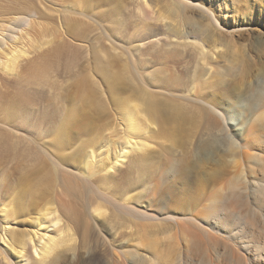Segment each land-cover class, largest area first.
I'll return each mask as SVG.
<instances>
[{
	"label": "bare ground",
	"instance_id": "1",
	"mask_svg": "<svg viewBox=\"0 0 264 264\" xmlns=\"http://www.w3.org/2000/svg\"><path fill=\"white\" fill-rule=\"evenodd\" d=\"M90 1L68 0L69 9L66 7L59 14L63 32L85 45L77 44L74 49L63 52L62 45L53 44L50 54L62 60L61 68L67 75L84 82L106 83L112 92L124 84V89L132 92L131 98L134 94L132 100L122 98L119 103L116 121L123 131L121 141H114L112 151L97 153L98 146L89 147L76 163V175L68 179L65 168L62 169L68 161L53 155L48 142L39 145L35 139L23 137L10 142L12 139L0 133V161L16 162L11 173L24 171L19 176L20 182L32 174L46 172L37 179L35 187L32 184L34 188H30L33 191L29 190L28 197L20 187L12 190L10 184L7 186L8 180H3V187L0 183V242L3 245L0 264H104L106 261L100 257L106 252L103 248L111 246V249L118 241L120 230L129 228L128 218L155 220V210L165 212L161 218L165 223L175 222L174 226L168 224V229L185 230L195 249L206 243L205 235H210V228L226 233L236 229L239 231L236 235L245 238V232L237 229L239 221H225L217 213L240 210L251 229L262 217L259 211L255 216L254 209L264 205V152H259L260 139L264 136V92L260 91L264 88V68L256 75L254 65L237 64L233 52L220 40L221 34L217 38L211 21L206 22L208 16L201 12L200 18L193 17L192 7L181 1L167 0L166 5L160 6L156 0H140L136 8L127 9L118 0L99 13L93 12ZM144 7L150 12L149 19ZM30 8L25 10L30 12ZM25 10L15 8L14 12L21 14ZM21 18L15 17L14 25ZM49 18L52 22L54 16ZM158 37L165 38L156 40V45L150 42ZM165 39L169 42H164ZM143 41H149L146 47L136 45ZM211 60L216 62L215 67ZM243 100L244 111L255 118L243 122L246 130L240 140L224 139L223 152L232 157L228 165H221L208 176L201 167L192 166L193 155L186 151L183 157L167 160V167H154L157 156H152L150 141L156 127L163 126L164 115L179 119L185 110L193 113L197 120L191 119L202 124L205 131L198 141L200 145L205 140L210 142L213 135L207 131L219 126L214 109L240 119L243 109L239 103ZM62 131L63 127L59 132ZM137 152L142 156H137L140 154ZM36 163L37 170L33 166ZM123 163L127 165L123 174L119 171L118 178L110 174ZM52 165L56 175L48 171ZM181 172L185 174L182 181L178 177ZM209 183L213 184L212 190L208 189ZM177 212L183 214L181 219L175 215ZM193 212L196 215L191 216ZM205 223L211 227H203ZM259 230L264 231V222ZM156 240L150 238L148 246L157 248H154ZM225 246H230L226 240ZM84 250L88 251L87 256L82 255ZM132 253L123 251L119 259L111 257L106 264H128L129 258H136Z\"/></svg>",
	"mask_w": 264,
	"mask_h": 264
},
{
	"label": "rangeland",
	"instance_id": "2",
	"mask_svg": "<svg viewBox=\"0 0 264 264\" xmlns=\"http://www.w3.org/2000/svg\"><path fill=\"white\" fill-rule=\"evenodd\" d=\"M116 1L118 2V0H91L89 6H91L93 12H98L99 10L101 12L110 7L109 5L115 4ZM120 1L123 7L126 6V8L128 7L127 9H133V7L136 8L140 0ZM156 1H159L160 6L166 5L167 2V0ZM178 1H181L185 6L192 7L191 15L193 17L200 18L202 13H205L208 16L206 22L209 23L211 21L217 38L221 34L220 40L233 52L234 57L237 59L236 63L246 66L248 64L254 65L255 71L253 74L260 75L258 73L260 68H264V0ZM69 6L68 0H0V133L6 134L10 140L12 139L10 142H15L19 137H23L24 139H35L39 145H45V142L58 145L55 149L48 144L47 147L53 155L66 158L68 161L65 164L66 166L64 165L62 168H65L64 171L67 173L65 175H67L68 179L72 175H76V167L78 166L76 163L84 157V153L89 147L98 146L99 150H95L97 153L99 151L105 152L106 150L112 151L114 149V141L119 142V137L123 135V131L117 126L118 122L116 121L119 118V103L122 98L123 100L124 98L129 100L134 98V94L133 98H131V91L124 89V84L119 85V89L112 92L106 83H96L90 80L84 82L75 76L67 75L65 70L61 68L63 66L61 64L63 63L62 60L58 61L57 56L55 59L51 56L50 49L53 44L54 46L62 45L61 50L63 52H68L72 48L74 49L77 47V44L85 45V43L82 44L80 41L70 39L63 32L64 29L62 28L59 14L66 7V9H69ZM28 7H31L30 12L29 10H25ZM15 8L24 9L26 12L21 14L15 13ZM143 11H145L149 19L151 17L149 10L144 7ZM51 15L52 17L54 16L53 23L49 21ZM17 16L22 17L21 22L17 24L18 26L14 25V19L15 17L18 18ZM206 22L204 21V23ZM164 38H154L150 42H155L156 45V40H164ZM57 41L58 44L55 43ZM145 42L143 41L136 45L144 44L146 47L149 41ZM164 42L168 43L169 41L165 39ZM75 43L76 45H74ZM173 43H177L176 40H173ZM227 55H229V52H227ZM210 63H214V67L217 65L213 60ZM244 65L242 66L246 67ZM149 68L152 69L151 66ZM247 80L249 85L252 84V77L250 75ZM260 91L264 92V88H261ZM245 104L244 100L239 103L241 109H243V115L240 119L234 115L229 116L225 112L214 109L217 113L219 126L217 125L218 127L215 126L210 131H207L213 135L212 139L208 143L205 140L200 145L198 141L205 131L204 127L201 126L202 124L198 123V125L197 121H194L196 118H193V113L185 110L183 116L179 119L164 115V124L160 127L161 129L156 127L157 129L152 132L155 136L151 134L153 136L151 141L154 140L153 142L150 141L152 156H157L154 160L155 162H153L154 167H167V164L165 165L167 160L170 161L174 158H180V156L183 157L186 151L193 155L191 160L192 166L194 168L201 167L208 176L217 171L221 165H228L232 157L230 155L229 157L228 154L226 156L223 152L225 149L223 144L224 139L232 138L233 140H240L246 130V125L243 122L246 121L248 123V121L250 122L255 118L254 115L251 116L244 111ZM62 127L63 131L59 132ZM44 134L45 137H43ZM158 139L160 140L158 141ZM260 140L262 143L259 152H264V136ZM196 148L201 149V151H194ZM137 156L140 157L142 155L140 153ZM157 158L160 162L157 161ZM15 163L14 160L10 162L0 161V183L6 179L8 180L7 186L10 184V188L13 187L11 188L12 190L20 187L22 192L24 191L23 194L25 193L24 196L28 197L30 188H34L37 179L41 178L46 172L43 170L40 171L41 173L32 174L29 176V179L25 178L20 182L19 176L24 171L14 170L12 174V168L13 166L15 167ZM33 166L36 170L39 168L38 163ZM50 168L48 171L56 175L53 165ZM126 169L127 165L123 163V165H118L117 169L110 171V174L118 178ZM10 173L14 176H11ZM184 175L182 172L178 175L180 181H182ZM204 175L202 174L201 177H204ZM201 179L199 178V180ZM4 183H2V187ZM32 184L34 187H32ZM211 185L213 184L209 183V190L213 188ZM146 204L147 201H145L144 205L146 206ZM230 210L219 211L217 215L219 218L223 217L228 222L235 219L239 221L237 229L245 232L243 234L245 238L243 237V239L236 235L239 232H236V229L230 230L227 233L226 231H213L210 228L211 226H207L208 223H205L202 224L203 227L210 228L209 232L213 237L210 235L206 236V234L204 239L206 243L204 242L201 248L196 247L195 249L192 240L185 230L180 231L177 228H174L175 230L168 229V224L171 223L174 226L175 222L172 220L165 223L161 220L165 212L155 210L153 211L155 220L148 221L146 219L143 221V219L139 218L141 221L136 218H128L129 223L127 224H131L130 226L128 225L130 229L120 230V234L117 236L119 242L117 241L111 249V246L103 248L106 249V254L104 253L100 256L101 260L108 262L111 257L117 260L119 259V253L122 254L123 251H127L133 252L132 254L136 255V260L131 257L128 260V264H139V262L140 264H264V231L259 230V227L264 222V205L258 208L255 207L254 209L255 216H257L258 211L262 214V217L254 224V229H251L250 223H247L246 219L241 216L240 210H235V208V211ZM148 212L150 213L151 210L149 209ZM250 213L253 214V212ZM193 214L196 215V212H193L191 216H194ZM175 215L181 219L183 214L177 212ZM154 222L156 225L158 224V227L160 225L161 228H157ZM24 225L27 224L24 223ZM146 225L150 227H145ZM148 237L149 239H147ZM150 238L152 240L158 239L155 241L157 244H154V248L158 246L157 248L153 249V245L148 246L147 243L150 241ZM141 239L145 242L142 243ZM225 240L230 244L228 248L225 246ZM139 244H142L144 248ZM193 246L194 248H192ZM2 247L3 245L0 242V249ZM84 254L87 256L88 251L84 250L82 255ZM33 257L38 259L34 254Z\"/></svg>",
	"mask_w": 264,
	"mask_h": 264
}]
</instances>
